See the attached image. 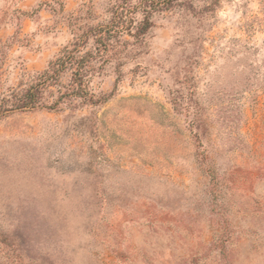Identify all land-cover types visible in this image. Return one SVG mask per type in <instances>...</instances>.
<instances>
[{
	"label": "rangeland",
	"instance_id": "374dc122",
	"mask_svg": "<svg viewBox=\"0 0 264 264\" xmlns=\"http://www.w3.org/2000/svg\"><path fill=\"white\" fill-rule=\"evenodd\" d=\"M147 1L0 0V99ZM159 1L107 102L0 121V264H264V0Z\"/></svg>",
	"mask_w": 264,
	"mask_h": 264
},
{
	"label": "trees",
	"instance_id": "16d2710c",
	"mask_svg": "<svg viewBox=\"0 0 264 264\" xmlns=\"http://www.w3.org/2000/svg\"><path fill=\"white\" fill-rule=\"evenodd\" d=\"M170 6L167 1H147L143 9L144 19L135 34L130 29L133 19L127 17L120 18L111 26L92 28L78 37L73 45L65 47L58 57L49 62L45 71L35 75L27 88L13 91L0 99V121L15 112H59L67 108L76 111L107 102V97L96 96L90 87L91 79L99 69L96 64L108 62L109 55L123 36L129 34L139 39L145 35L153 27L151 18L154 12L167 10ZM91 38L94 39L95 49L86 51ZM66 76L69 79L67 84L64 82Z\"/></svg>",
	"mask_w": 264,
	"mask_h": 264
}]
</instances>
